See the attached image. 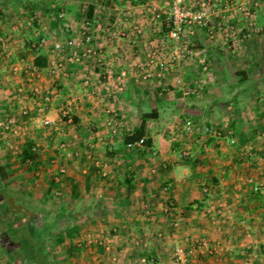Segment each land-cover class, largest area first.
Listing matches in <instances>:
<instances>
[{"label": "crops", "instance_id": "1", "mask_svg": "<svg viewBox=\"0 0 264 264\" xmlns=\"http://www.w3.org/2000/svg\"><path fill=\"white\" fill-rule=\"evenodd\" d=\"M201 1L184 0L193 9ZM210 1L216 4L214 38L195 27L186 32L188 46L205 58L203 71L194 60L165 70L145 62L165 38L161 19L169 0H56L57 9L52 0H27L43 15L65 10L61 23L17 32L21 46L46 38L48 61L56 55L52 38L81 33L84 16L103 27L95 35L96 55L82 53L74 63L62 59L64 70L53 76L36 68L19 88L21 103L7 96L5 115L29 109L22 120L26 134L14 139L18 152L10 150L19 166L0 153L12 210L23 214L13 221L17 232L26 225V235L38 240L50 261L62 254L65 261L58 264H174L176 245L206 239L215 252L196 249L183 264H264V0ZM12 13L33 15L38 24L37 10ZM226 22L238 29L237 38L223 35ZM135 26L142 33L133 35ZM121 72L123 90L109 96L103 84ZM177 76L186 88L195 81L203 88L186 95ZM73 93L80 98L67 122L59 106ZM44 118L51 123L44 125ZM9 137L1 135L0 145ZM28 143L36 157L24 164L21 148ZM5 218L0 216V254L7 259Z\"/></svg>", "mask_w": 264, "mask_h": 264}, {"label": "built area", "instance_id": "2", "mask_svg": "<svg viewBox=\"0 0 264 264\" xmlns=\"http://www.w3.org/2000/svg\"><path fill=\"white\" fill-rule=\"evenodd\" d=\"M216 2L220 3L217 0ZM168 4V11L161 19L163 24L167 26L165 38H162L160 44L157 47L150 49L146 53V64L153 65L160 70H165L171 67L176 69V66L185 60H194L197 65L202 67L203 71H207L208 65L205 61V58L201 56V52L188 46L186 32L187 30L194 27L199 28L204 30L210 39H213L215 36V31L213 25L214 22L212 21V13L214 12V6L216 4L210 0H203L199 2V6L195 9L185 4L184 0H169ZM240 9L242 10V8ZM242 12L246 17L251 16V11L249 8H244ZM56 14L58 18H63L65 15L64 8H60ZM160 17V13H156L154 15V18L158 20ZM249 25H253V22H250ZM83 28L84 29L81 33H77L64 40L53 37L50 43V51L54 54L56 53V55L47 62L46 68L49 75L53 76L57 72L64 70V60L69 63H74L80 60V55H82V53L85 56H94L97 54L98 47L96 44H94V39L96 33L100 32L103 28L101 23H94L87 17H84ZM222 32L227 39H235L239 34L238 29H236L235 25H233L231 22H226L222 26ZM140 33H142V27L135 26L132 30V34L138 35ZM36 44L40 47L47 46V39L44 37H39L37 43H33L31 46L33 47ZM25 63L27 66L25 72H29L30 75V73L33 72L37 67H35L32 62H29L27 59ZM108 73L112 72L108 71ZM146 74L149 73L146 72ZM124 75L125 74L121 72L113 79L108 80L105 82V84H103L109 96L115 97L123 90ZM175 82L181 87L182 92L186 95L191 94L192 92H198L203 88V83L200 81H195L192 88H186L183 86V76H177ZM33 91L35 95L39 96L40 98L42 97V93L38 87H34ZM79 98L80 96L77 93L70 94L65 98L64 102L59 106V113L62 119H65L67 122L73 121V109L76 107ZM44 99L47 102L49 100V96H44ZM108 112L110 111L108 110ZM26 116H29V109L27 106H22L20 107V112L18 115L9 113L0 120V129H7L8 133H10L14 139L16 137L23 138L26 134V128L24 127L23 123ZM42 123L46 125L51 123V120L49 118H44ZM19 125L21 127L18 128ZM185 126L187 129H191L192 122L190 120H186ZM260 135L262 136L264 133L261 132ZM14 139L12 141H8L7 145L10 150L17 153L18 142ZM137 143L140 145L143 144L144 139L140 138ZM131 145L132 143H128V146ZM61 171L64 172V169H61ZM253 189L255 191L259 190V186L254 185ZM178 224L179 221H176L175 225ZM196 249L203 250L209 254H213L215 252V248L211 246L206 239L200 240L197 246L187 247L183 245H176L173 249V263L183 264L186 262H191Z\"/></svg>", "mask_w": 264, "mask_h": 264}, {"label": "rangeland", "instance_id": "3", "mask_svg": "<svg viewBox=\"0 0 264 264\" xmlns=\"http://www.w3.org/2000/svg\"><path fill=\"white\" fill-rule=\"evenodd\" d=\"M38 1L40 2V0ZM53 1H56V0H52V2ZM58 1L59 0H57V2ZM55 4H56V9H57L59 6L57 3L53 2L52 6L53 5L55 6ZM39 6L40 5L32 6L28 4L27 0H0V11H2L3 15H4V12H6V14L9 13L8 15L5 14L3 17H0V92L4 90V93H5L4 97L1 96L3 100L0 99V116L2 117L6 113H8L7 111H8V108L10 107L8 106L9 104L7 102L10 100L9 99L10 97H12V100H15L18 103H21L20 98H19L21 91L19 90V88H24L23 86H25L29 82V80L26 79L27 77L25 76L26 74L27 76L29 75V72L28 73L25 72L27 68L25 62H26V59H28L27 57L29 56V54H31V46L30 48H28L26 45L21 46V39L17 37L18 35L17 32H20V29L22 30L26 29V27H29V29L32 27L31 31L35 29H39V27L41 26L46 27L49 25L50 22L55 23V24L61 23L58 20H61L62 18H58L56 14L60 9L53 10L52 11L53 16L51 15L49 16L48 14L46 15L41 14L42 12L38 9ZM26 8L29 9V12H32V10H37L36 14H38L37 16L39 17L37 25L35 23L33 24V20H32L33 15L29 14L21 18L20 13L15 14V15L12 13L13 11L18 12L19 10H26ZM82 16H84V12ZM80 22L83 23L84 19L80 20ZM50 34H53V33L52 32L46 33L45 37L49 38L48 36ZM1 135L11 136L10 133H8L7 129H2V130L0 129V136ZM12 138L13 137L11 136L8 139L11 140ZM0 153L9 155L8 156L9 158L15 157V160H12V162L16 166H19V164H17V161H19V158L17 157L18 154L12 153L7 143L6 145L5 144L0 145ZM11 170L12 169L10 168V171ZM12 176L14 175L12 174ZM36 176L38 177L35 178V181L39 182L41 180L40 178L42 177L41 173H39V175H36ZM15 180H11L10 182H15ZM10 232H11V235H14L15 233V231L14 232L10 231ZM33 240L34 239H32L31 241L33 242ZM19 254H22L21 250ZM53 255H56V254H52V256L50 257H53V258L56 257V262L59 259H62L63 261H65L64 256L62 254L56 255V256H53ZM67 258L68 257L66 255V260ZM8 262H10V259L8 257L7 259H5V257L0 254V264H7ZM25 264H32V263H28V261H26Z\"/></svg>", "mask_w": 264, "mask_h": 264}, {"label": "trees", "instance_id": "4", "mask_svg": "<svg viewBox=\"0 0 264 264\" xmlns=\"http://www.w3.org/2000/svg\"><path fill=\"white\" fill-rule=\"evenodd\" d=\"M92 10L93 5H89L88 13L90 12L91 14ZM88 17L90 16L88 15ZM32 43H37V41H32ZM26 46L30 48L31 45ZM31 55V61L35 67L44 68L47 66L48 59L43 47H40L37 44L33 47L31 46ZM142 133V127H140L136 132V136L140 139ZM20 157V162L24 164H26L27 159L35 161L36 154L34 151H32V144L28 143L21 148ZM35 163L36 162H33V164ZM4 178L5 175L2 168L0 167V216L6 217L4 219L3 228L6 230V233H4V240L7 243V247L5 249V251H7V257L13 261L14 264H25L26 261L31 263L33 262L34 264H58V262L49 260V255L43 252L41 247L42 245L38 244V240L36 238H31L30 236L26 235V225H24L25 228L20 229L17 232V229L20 227V225L16 226L14 223L15 221L13 220L19 219L23 214L20 213L21 208H18L19 212L12 210V203L8 198L11 192L7 184L4 183ZM24 211L26 210L24 209ZM10 231H15L14 235H11ZM32 239H34L33 242L31 241ZM11 246H14V249L16 250L11 251ZM20 250L22 254H19Z\"/></svg>", "mask_w": 264, "mask_h": 264}]
</instances>
